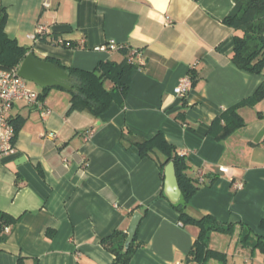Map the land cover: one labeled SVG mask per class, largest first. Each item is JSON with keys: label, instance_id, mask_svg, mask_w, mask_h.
<instances>
[{"label": "crops", "instance_id": "1", "mask_svg": "<svg viewBox=\"0 0 264 264\" xmlns=\"http://www.w3.org/2000/svg\"><path fill=\"white\" fill-rule=\"evenodd\" d=\"M234 5V0H0L8 12L7 34L38 59L93 70L101 61L121 59L115 51L95 49L112 40L140 49L144 59L132 73L124 107L113 103L99 117L70 111L71 94L59 86L47 91V117L25 100L14 102L10 116L20 129L16 153L0 162V210L21 220L0 242V264H18L21 256L24 264L35 259L112 264L114 255L101 241L115 230L126 231L136 211L143 214L138 237L145 245L130 264H186L198 228L183 225L161 196L158 164L122 143L124 132L128 143L159 131L193 170L217 177L189 205L195 216L236 224L231 235L212 233L210 247L227 254L226 264H264V253L239 244L247 226L262 232L264 99L240 108L246 126L228 137L219 138L224 121L213 125L264 80L230 58L236 32L223 19ZM39 26L45 32L34 38ZM187 75L193 84L180 98L175 89ZM27 82L43 93L44 87ZM222 166L228 172L220 173ZM237 183L243 187L237 189Z\"/></svg>", "mask_w": 264, "mask_h": 264}, {"label": "trees", "instance_id": "2", "mask_svg": "<svg viewBox=\"0 0 264 264\" xmlns=\"http://www.w3.org/2000/svg\"><path fill=\"white\" fill-rule=\"evenodd\" d=\"M234 2V8L223 19L224 24L236 32L234 36L235 46L230 58L238 68L264 76V0H234ZM7 21V9L2 6L0 7L1 69L20 67L32 50L31 47L21 45L7 34L5 30ZM60 44L65 45L66 42L63 41ZM139 51L140 49H135L128 44H119L115 52L121 56V59L101 61L93 70L67 66L52 57L46 59L65 69L72 77V90L69 91L71 94L70 111H87L99 117L113 103L124 107L131 86L132 73L142 67V64L134 60ZM49 89V87L43 88L41 98L45 99ZM263 99L264 80L251 96L228 108L214 121V126L224 121L223 132L219 138H226L237 129L245 127L246 121L239 113L240 108L254 107ZM259 117L263 118L264 114H259ZM14 123L17 131H19L20 124ZM122 143L128 146H136L142 157L154 160L160 168L163 181H165V167L170 162H174L182 198L179 203L172 205L178 212L179 220L183 225H193L199 230L195 242L186 256V264H211L213 260H218L223 264L227 262V254L211 248L209 241L214 232L231 235L236 224L223 222L210 214L195 216L189 210L192 197L200 187L214 184L217 177L213 173L203 172L201 174L200 170H193L186 156L181 155L178 147L171 143L161 131L151 138L128 141V143L124 132ZM161 196L167 198L164 194V186ZM146 212L147 209H145L144 214ZM20 220L21 217H15L0 210V242L8 240L10 232L19 224ZM7 227H10L9 231H7ZM259 229L262 232H254L252 228L247 226L246 232L240 238V244L264 253V218L260 221ZM126 239V231L115 230L101 241L102 245L114 255L112 264H130L137 250L145 245L139 239L137 231L128 251L124 252ZM33 261L34 264H38L37 259ZM24 263L25 258L19 257L18 264Z\"/></svg>", "mask_w": 264, "mask_h": 264}, {"label": "built area", "instance_id": "3", "mask_svg": "<svg viewBox=\"0 0 264 264\" xmlns=\"http://www.w3.org/2000/svg\"><path fill=\"white\" fill-rule=\"evenodd\" d=\"M45 5L49 6V3L46 2ZM44 32L45 28L39 26L34 38L43 35ZM58 42L63 43L62 40ZM118 46L119 44L112 40L97 46L95 49L113 52L117 50ZM134 60H137L142 65L144 64L141 50L135 55ZM19 68H0V162L6 156L15 154L17 150L16 140L18 131L16 124L10 116L11 108L16 100H25L29 106L39 110L44 117L51 114V110L47 107L45 99L41 98V94L28 88L27 80L19 75ZM192 84V77L190 75L185 76L175 89L176 94L180 98H185ZM53 136H56V134H53ZM218 171L220 173H226L228 172V168L222 166ZM200 173L202 174L203 171L200 170ZM235 187L240 189L243 187V183H237ZM9 230L10 227H7V231Z\"/></svg>", "mask_w": 264, "mask_h": 264}, {"label": "water", "instance_id": "4", "mask_svg": "<svg viewBox=\"0 0 264 264\" xmlns=\"http://www.w3.org/2000/svg\"><path fill=\"white\" fill-rule=\"evenodd\" d=\"M19 75L26 80L34 81L42 87L59 86L68 91L72 90L70 74L59 66L38 59L32 51L28 53L19 68ZM164 194L172 204H177L181 201L182 191L177 179L174 162H170L165 167ZM143 214L140 211L134 212L130 224L126 230L127 239L124 245V252L128 251L133 242Z\"/></svg>", "mask_w": 264, "mask_h": 264}, {"label": "rangeland", "instance_id": "5", "mask_svg": "<svg viewBox=\"0 0 264 264\" xmlns=\"http://www.w3.org/2000/svg\"><path fill=\"white\" fill-rule=\"evenodd\" d=\"M30 83H31L32 86H33L34 88H36V89H40V88H41V87L37 86L36 84H34V83H32V82H30ZM220 236H222V235H220ZM222 238H224V237H222ZM227 238H229V237H227ZM233 242H234V243H232L233 246H232V248H231L232 252H234V247H235V244L237 243V238H235V240H234ZM239 244H240V243H239ZM240 245H241V244H240ZM228 259L231 260L232 257L229 256ZM211 264H223V263L220 262V261H218V260H213V261H211ZM224 264H226V262H225Z\"/></svg>", "mask_w": 264, "mask_h": 264}]
</instances>
